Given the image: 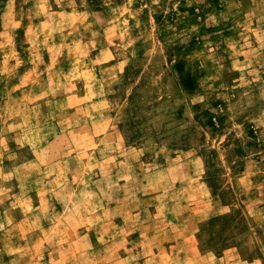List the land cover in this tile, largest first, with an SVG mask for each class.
Returning <instances> with one entry per match:
<instances>
[{
  "label": "rangeland",
  "instance_id": "1",
  "mask_svg": "<svg viewBox=\"0 0 264 264\" xmlns=\"http://www.w3.org/2000/svg\"><path fill=\"white\" fill-rule=\"evenodd\" d=\"M0 264H264V0H0Z\"/></svg>",
  "mask_w": 264,
  "mask_h": 264
}]
</instances>
